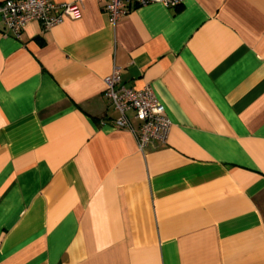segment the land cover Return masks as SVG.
<instances>
[{
    "label": "crops",
    "instance_id": "0c3cea01",
    "mask_svg": "<svg viewBox=\"0 0 264 264\" xmlns=\"http://www.w3.org/2000/svg\"><path fill=\"white\" fill-rule=\"evenodd\" d=\"M50 1L80 17L0 16V264H264V0ZM114 67L166 144L114 124Z\"/></svg>",
    "mask_w": 264,
    "mask_h": 264
},
{
    "label": "built area",
    "instance_id": "2783aa9c",
    "mask_svg": "<svg viewBox=\"0 0 264 264\" xmlns=\"http://www.w3.org/2000/svg\"><path fill=\"white\" fill-rule=\"evenodd\" d=\"M182 0H107L105 10L111 23L127 14L134 6L159 3L165 7H177ZM81 8L78 2L55 3L50 0H4L0 3V16L6 34L19 38L24 27L31 21H39L44 28L57 25L65 18L77 19ZM104 96L111 100L118 112L114 124L133 132L140 151L148 144L167 143L171 121L164 106L156 98L149 85L141 89L120 85L118 68L114 67L103 79ZM132 112L137 126L132 125L128 113Z\"/></svg>",
    "mask_w": 264,
    "mask_h": 264
}]
</instances>
